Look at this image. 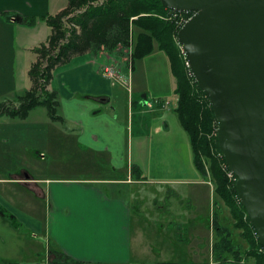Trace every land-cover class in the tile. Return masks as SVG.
I'll list each match as a JSON object with an SVG mask.
<instances>
[{
  "label": "crops",
  "instance_id": "1",
  "mask_svg": "<svg viewBox=\"0 0 264 264\" xmlns=\"http://www.w3.org/2000/svg\"><path fill=\"white\" fill-rule=\"evenodd\" d=\"M67 3L56 6L53 0H0V104H19L18 97L30 89L28 70L37 58L33 49L51 33L39 17L56 14ZM10 12L37 20L33 25L21 23L8 15ZM109 57L78 55L55 70L47 88L56 92L58 119L51 118L45 106L32 108L25 118L0 116V264H48L52 241L82 264H131L133 222L142 230L149 219L144 215L135 219L137 209L151 213L161 225L156 231L161 246L167 240L176 243V230L202 234L203 228L196 224L203 205L198 209L186 204L167 208L155 202L157 193L147 191L149 185L159 184L162 187L157 192L162 196L164 185H207L213 192L211 181L195 167L189 136L175 113L176 79L166 54L155 49L138 59L142 64L133 62L130 89L104 75ZM122 69L129 74L126 65ZM165 98L170 104L163 102ZM47 127L50 132L45 131ZM42 132L47 137L44 143L61 148L63 154L72 150L79 154L67 164L82 168L84 176L39 174L40 163L47 159L44 152L37 161L23 151L17 157L14 142L20 141L23 149L29 146L28 136L36 145ZM156 147L173 148L178 156L156 160ZM156 165L161 166L160 173H155ZM198 191L189 197L199 200ZM203 191L201 197L207 201L208 192ZM142 194L148 202L154 200L146 211L135 205ZM164 215L170 226L162 221ZM211 223L206 231L213 229V218ZM202 251L198 249L193 258L200 260ZM205 253L209 264H214L210 242ZM153 258L157 264L159 258ZM242 263L254 264V259L243 258Z\"/></svg>",
  "mask_w": 264,
  "mask_h": 264
},
{
  "label": "trees",
  "instance_id": "2",
  "mask_svg": "<svg viewBox=\"0 0 264 264\" xmlns=\"http://www.w3.org/2000/svg\"><path fill=\"white\" fill-rule=\"evenodd\" d=\"M193 12L167 8L162 0H69L56 14L39 17L51 28L46 41L33 51L36 60L28 70L30 89L18 97L19 104H0V116L25 118L37 106H45L53 119H58L56 92L47 90L55 70L83 54H97L103 46L113 50L127 45L131 26L134 50L132 63L150 55L155 49L163 51L176 79L175 113L187 132L195 167L214 183V193L230 209L234 228L246 246L231 240L230 229L221 223L218 210L213 213V230L218 239L213 244L215 259L221 264H243V258H253L254 264H264V248L260 245L255 227L239 199L236 180L222 155L218 143V122L207 94L186 65L177 42L182 27L180 18L188 19ZM18 22L33 25L37 18L19 13H8ZM136 168L133 167V173ZM208 173L210 175H208ZM215 205H218L215 202ZM230 259V262H229ZM48 264H82L65 254L54 241L49 243Z\"/></svg>",
  "mask_w": 264,
  "mask_h": 264
},
{
  "label": "water",
  "instance_id": "3",
  "mask_svg": "<svg viewBox=\"0 0 264 264\" xmlns=\"http://www.w3.org/2000/svg\"><path fill=\"white\" fill-rule=\"evenodd\" d=\"M193 12L178 31L210 99L218 143L264 248V0H162Z\"/></svg>",
  "mask_w": 264,
  "mask_h": 264
},
{
  "label": "rangeland",
  "instance_id": "4",
  "mask_svg": "<svg viewBox=\"0 0 264 264\" xmlns=\"http://www.w3.org/2000/svg\"><path fill=\"white\" fill-rule=\"evenodd\" d=\"M53 2L55 3L56 6H58V5H61L63 2L67 3V0H53ZM128 46L129 44L119 45L113 50L105 49L102 46L97 54L102 59H104L108 55L112 56V57H109L110 60L106 59V63L104 64V66H106V64H114L115 62H116L115 64H120V65L129 64V61H130L129 56H126ZM135 64H142V63L140 60H138L136 61ZM47 90L49 89L47 88ZM167 99L168 98H165L164 101L163 100L161 101H163L164 103H167L168 102ZM176 101H177L176 98H174L173 105H176ZM5 104L8 106H12V105L14 106V103L8 102ZM167 104H170V102ZM15 105L18 106V103ZM45 131L50 132L51 131L50 127H47ZM45 135L46 134L42 132L41 142H37L39 141V139L36 138L35 140L36 145H33L34 140L30 139V137L27 136L26 142H27V145L29 146H26L23 149L22 147H20L21 145L20 141L16 140V142H14L13 145H15L14 149L17 152L16 154L17 157H20L21 152L23 151L29 156L30 159L35 158L36 159L35 161H37V159L41 158L40 153L44 152L46 156L45 154H43V158L46 157L47 159L45 162L40 163V169H39L40 172H38L39 174L52 175L55 177L84 176L82 168L78 169L77 165L69 166L67 164L70 159H73L75 161L77 157L79 156V154L76 153L74 150H72L71 152L67 151L65 154H63L61 152V148H56L52 144L44 143L45 138L47 139ZM36 137H37V134H36ZM30 141L32 142V145L29 144ZM59 141L61 143H66V140L64 138H60ZM48 145L50 146V148L48 147ZM167 151L169 152L167 153ZM154 152L156 153L155 154L156 160L159 158V156L162 158L172 157L173 154L175 157L178 156L177 150H174L173 148L163 147V148H160V150H157V147H156L154 149ZM181 153L184 156V152H181ZM54 168L55 170H53ZM160 169H161V166L157 168V165H156L155 173L157 172L160 173ZM208 175L210 174L208 173ZM150 177H155V176H150ZM203 178L211 181L210 177L206 178L203 176ZM211 184H212L213 192H211L210 186H207V185H200V187H195V188H192L190 186L184 187L180 185H171V186L164 185V188H166L165 191L163 192L164 196H162L160 192L159 193L157 192V189H160V187L162 186H160L159 184L149 185L147 191L149 192L153 191L157 193L156 195H154V196H157V200L155 202L160 206H165L168 208L169 205H173L174 207L178 208L181 205L186 204V205H191V207H195V208L197 207L198 209L200 205H203V207H201L203 209V212L200 213L199 221L196 224L198 228L200 227V230L203 228V232L202 234L198 236V234L194 235L197 232V230H195L193 234L191 233V230H185V229L180 230V231L176 230V232L174 233V236H175L174 238H176L175 239L176 243L174 244L170 242V240L169 241L167 240V243L164 241L163 245L161 246V244L158 242L159 239L157 238L158 233H156V231L158 230V228L161 227V225L158 224V221L156 218L151 217V213H148V212L143 213L141 210L137 209L136 212L134 213L135 219L138 216L144 215L149 218L148 219L149 224L147 223L146 224L147 227L140 230L138 226L135 225V221L133 222V229H132V232H133V240H132L133 260L131 264H154L153 260H151L153 256L154 258L156 257L159 258V260L157 261V264H160L159 262H162V261H169L172 264H179V263L180 264H209V254L207 255V253H205L209 242L212 247V255L214 259V264H217V263L221 264V262H216L215 255L213 253V244L218 239V237H216V233L213 229L209 230L212 224L211 222L213 218V213L216 210H218L220 213L221 223L223 225H226L230 229L231 237H232L231 240H235L236 242H240L243 246H246L245 241L240 236V233H241L240 230L235 229L233 226L234 219L232 217L230 209L226 206L225 202L214 193V183L212 181H211ZM167 187H170L171 189H168ZM203 190H205V192ZM169 191H170V194L168 195V197H166L165 194L167 195ZM196 191L199 192V195H200L199 200L198 199L196 200L195 197H191V198L189 197V195H191L192 193L194 194ZM202 191L204 192V194L206 193V195L208 192L207 201H206V198L204 200V195H203V198L201 197ZM144 194H142L140 198L137 197V199L135 200V205L137 204L142 205V210L146 211L147 207L149 208L150 205H152V202H154V200H152L151 203L148 202L150 200ZM215 202H217L218 205H215ZM172 215L173 213H171V216ZM161 219L162 221L166 220L167 226H170L168 224L170 219H168L166 215H164V217ZM186 224L188 227L190 226L188 223ZM207 227H209V229H207L206 231L205 229ZM176 235H178V237ZM196 244H199L200 247L197 248ZM198 249H203V251L200 254L201 256H199L200 260L193 258L194 253ZM144 258H147V259H144ZM229 262H230V259H229Z\"/></svg>",
  "mask_w": 264,
  "mask_h": 264
},
{
  "label": "built area",
  "instance_id": "5",
  "mask_svg": "<svg viewBox=\"0 0 264 264\" xmlns=\"http://www.w3.org/2000/svg\"><path fill=\"white\" fill-rule=\"evenodd\" d=\"M188 19H185L184 17H181L179 21L183 25ZM176 39H177V42H178V44H179V46L181 48L182 53L185 56L186 65L188 67H190L189 62H188V60L186 58L185 50L182 47V45L180 44V42L178 40V37ZM128 44H129V46L127 47L126 56H129V60H130L129 64L120 65V64H115L116 62L114 64H106V66L103 67V73L110 80H112L113 83L122 82L127 89H130V87H131V82L130 81H131V68H132V53H133V50H134L133 49V47H134V38H133L132 26H131V30H130V34H129ZM114 61H116V60H114ZM124 65H126L128 67V70H129L128 73L129 74H126V73L123 72L122 66H124ZM167 103H169V102H167ZM230 176H234V174L231 172Z\"/></svg>",
  "mask_w": 264,
  "mask_h": 264
}]
</instances>
